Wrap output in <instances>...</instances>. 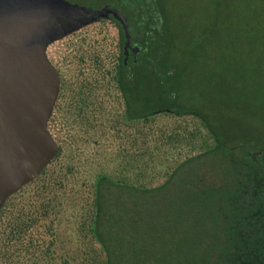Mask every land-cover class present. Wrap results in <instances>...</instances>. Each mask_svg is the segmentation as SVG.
Listing matches in <instances>:
<instances>
[{"label": "rangeland", "instance_id": "rangeland-1", "mask_svg": "<svg viewBox=\"0 0 264 264\" xmlns=\"http://www.w3.org/2000/svg\"><path fill=\"white\" fill-rule=\"evenodd\" d=\"M69 1L97 8L113 0ZM167 1L176 21L198 30L209 26L212 32L208 50H216L208 56L200 52L192 77L201 102L223 109L230 130L264 134V0ZM248 14H252L250 29L241 27ZM120 33L112 18H102L47 47L60 75L49 121L59 151L2 208L0 236L14 214L26 226L21 244L0 241L9 252L0 264H106V252L92 231L97 179L107 175L154 188L184 161L215 145L196 115L164 111L146 118L126 117L117 81ZM229 47L236 54L224 57L222 50L229 52Z\"/></svg>", "mask_w": 264, "mask_h": 264}, {"label": "trees", "instance_id": "trees-1", "mask_svg": "<svg viewBox=\"0 0 264 264\" xmlns=\"http://www.w3.org/2000/svg\"><path fill=\"white\" fill-rule=\"evenodd\" d=\"M106 3L127 16L131 43L140 48L129 65L122 53L117 70L126 117L192 114L215 139L212 148L184 161L160 186L144 188L107 175L97 179L92 231L106 264H264V134L230 130L223 109L201 102L192 77L200 52L208 56L216 50H208L209 26L198 30L179 23L167 0ZM251 16L241 27L251 28ZM111 18L123 47L124 28ZM229 50H222L224 57L236 54L234 47ZM3 226L1 242L24 241L26 223L19 216ZM0 250V258L9 256Z\"/></svg>", "mask_w": 264, "mask_h": 264}, {"label": "water", "instance_id": "water-1", "mask_svg": "<svg viewBox=\"0 0 264 264\" xmlns=\"http://www.w3.org/2000/svg\"><path fill=\"white\" fill-rule=\"evenodd\" d=\"M111 16L124 28L128 56V18L117 7L94 8L69 0H0V211L59 151L49 121L60 75L47 47Z\"/></svg>", "mask_w": 264, "mask_h": 264}, {"label": "flooded vegetation", "instance_id": "flooded-vegetation-1", "mask_svg": "<svg viewBox=\"0 0 264 264\" xmlns=\"http://www.w3.org/2000/svg\"><path fill=\"white\" fill-rule=\"evenodd\" d=\"M125 43H126V40H125ZM125 43H124V45H125ZM134 47H135V45H133L131 43V45L128 48V56H126V50H125L124 46L122 47V53H125V63L128 64V65L130 64L131 58H133L139 52V50L138 51H134L133 50Z\"/></svg>", "mask_w": 264, "mask_h": 264}]
</instances>
